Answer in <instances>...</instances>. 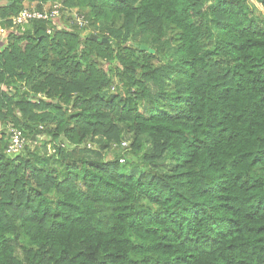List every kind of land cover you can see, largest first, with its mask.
Segmentation results:
<instances>
[{
    "label": "trees",
    "instance_id": "1",
    "mask_svg": "<svg viewBox=\"0 0 264 264\" xmlns=\"http://www.w3.org/2000/svg\"><path fill=\"white\" fill-rule=\"evenodd\" d=\"M55 4L86 25L0 38V264H264V0H0V26Z\"/></svg>",
    "mask_w": 264,
    "mask_h": 264
},
{
    "label": "built area",
    "instance_id": "2",
    "mask_svg": "<svg viewBox=\"0 0 264 264\" xmlns=\"http://www.w3.org/2000/svg\"><path fill=\"white\" fill-rule=\"evenodd\" d=\"M62 10V5L60 4H55L53 6L52 12L49 15V11L45 10V13L43 12H38V11H32L30 9L26 10L24 9L19 15L15 16L12 18L13 22V28L21 30L19 31H25L26 25L29 24V20L36 18V19H47L49 16H59L61 14ZM78 24L83 26L86 25V22H84L83 18H76ZM6 31V30H5ZM7 33L4 32V29L1 28L0 30V38L1 40H4L5 37H7ZM6 39V38H5ZM9 134L11 137V142L10 145L7 149V153L9 155H18L20 154L27 146L28 141L26 136L23 134L22 130L15 128V127H10L9 128ZM127 145V144H124ZM124 159H121V162H123Z\"/></svg>",
    "mask_w": 264,
    "mask_h": 264
},
{
    "label": "rangeland",
    "instance_id": "3",
    "mask_svg": "<svg viewBox=\"0 0 264 264\" xmlns=\"http://www.w3.org/2000/svg\"><path fill=\"white\" fill-rule=\"evenodd\" d=\"M36 4V3H35ZM49 6H50V3H48V4H46V8L48 9L49 8ZM33 7H36L35 5L33 6ZM26 10H28V9H26ZM63 15H67V16H72L74 19H75V16H76V18L78 17V18H83L80 14H79V9L78 8H75V9H71V10H69V9H62V13L59 15V16H57L56 17V21L59 23H62V18H63ZM258 15L260 16V14L258 13ZM13 17H11V19H12ZM259 18V17H258ZM59 23V24H60ZM66 27H68V28H70L69 26H67L66 25ZM1 28H3V27H1L0 26V30H1ZM4 29V32L5 33H7L8 35H7V37H9V35H12V34H10V33H14L15 35H20V34H22L24 31H22L21 33H19V31H21V30H18V29H15V28H13L12 27V30H10V31H8L6 28H3ZM71 29V28H70ZM6 30V31H5ZM7 37H5V38H7ZM4 38V39H5ZM1 43V42H0ZM8 132H9V129H8ZM91 144V143H90ZM93 147H94V145H92Z\"/></svg>",
    "mask_w": 264,
    "mask_h": 264
},
{
    "label": "water",
    "instance_id": "4",
    "mask_svg": "<svg viewBox=\"0 0 264 264\" xmlns=\"http://www.w3.org/2000/svg\"><path fill=\"white\" fill-rule=\"evenodd\" d=\"M142 49L146 50V49H147V47H143ZM151 52H152V53H154V51H153V50H151Z\"/></svg>",
    "mask_w": 264,
    "mask_h": 264
},
{
    "label": "bare ground",
    "instance_id": "5",
    "mask_svg": "<svg viewBox=\"0 0 264 264\" xmlns=\"http://www.w3.org/2000/svg\"><path fill=\"white\" fill-rule=\"evenodd\" d=\"M23 11V10H22Z\"/></svg>",
    "mask_w": 264,
    "mask_h": 264
}]
</instances>
